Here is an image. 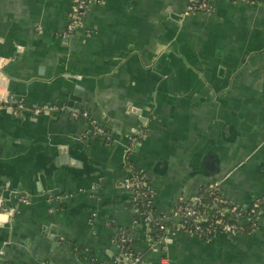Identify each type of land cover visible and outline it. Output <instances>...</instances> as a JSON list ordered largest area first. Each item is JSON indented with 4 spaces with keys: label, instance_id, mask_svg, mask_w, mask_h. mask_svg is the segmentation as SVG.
<instances>
[{
    "label": "crops",
    "instance_id": "0c3cea01",
    "mask_svg": "<svg viewBox=\"0 0 264 264\" xmlns=\"http://www.w3.org/2000/svg\"><path fill=\"white\" fill-rule=\"evenodd\" d=\"M85 1L63 38L68 0H0V264H118L120 229L143 264H264V207L248 234L150 246L119 185L143 171L160 215L209 185L264 196V4ZM74 89L81 110L33 114Z\"/></svg>",
    "mask_w": 264,
    "mask_h": 264
},
{
    "label": "built area",
    "instance_id": "2783aa9c",
    "mask_svg": "<svg viewBox=\"0 0 264 264\" xmlns=\"http://www.w3.org/2000/svg\"><path fill=\"white\" fill-rule=\"evenodd\" d=\"M70 3V9L68 12V23L62 32V37H68L77 27L81 25V16L84 9L87 7L85 0H68ZM233 2H244L249 4H264V0H231ZM211 0H187L185 14L191 13H209L212 10L210 4ZM19 108H22L20 105ZM51 111L49 107L34 108L32 110L34 115L41 114L42 112L48 113ZM83 118L89 119V115L86 112L80 114ZM91 137H103L106 138V132L103 128L94 126V129L90 132ZM142 132L139 135L130 139L129 145L126 150V159L130 155L131 151L139 143ZM128 175L125 176L119 183L120 187L126 192L128 201L135 203L138 198L142 199V202H146L144 207L146 209H139L132 205L131 211L134 214H138L142 217V223L145 224L150 230H153L156 234L157 231H167L164 223L171 222L175 225L174 233L187 232L195 235L199 238H206L209 240L217 234L229 233V234H243L241 226L247 220L252 222L253 226L256 225L254 221H258V216L261 209L264 207V196L255 198L248 206L240 207L230 204L227 200L219 197L218 189L215 186H206L207 197L209 201L204 202L202 196L197 194L193 199L188 201H179L176 203L169 215H164L160 220L152 212L151 204H153L154 191L147 181V175L139 170V174H134L131 167L127 168ZM56 200L61 198L56 197ZM21 202L27 204L28 200L22 198ZM225 203L228 205L226 210H222L218 205ZM216 207L215 211L208 214V210ZM148 207V208H147ZM150 207V208H149ZM218 208V209H217ZM232 213L235 222H229L225 215L226 213ZM241 212L244 216L241 217ZM256 228V227H254ZM253 228V229H254ZM252 229V230H253ZM118 234V233H117ZM168 237H161L159 239L150 238V246H160L166 242ZM129 241V235H121L117 247L118 255L116 261L118 264H138L140 262V254H131L124 252L123 244Z\"/></svg>",
    "mask_w": 264,
    "mask_h": 264
},
{
    "label": "trees",
    "instance_id": "16d2710c",
    "mask_svg": "<svg viewBox=\"0 0 264 264\" xmlns=\"http://www.w3.org/2000/svg\"><path fill=\"white\" fill-rule=\"evenodd\" d=\"M128 159H129V156H128V158H127V161H128ZM128 167H131V166H128ZM131 168H132L134 174H135V173H136V174H139V169H136V168H134V167H131ZM146 180L149 181L148 176H147V179H146ZM197 194H199L200 196H202L204 202H207V201L210 200V198L207 197V192H206V188H205V187L201 188ZM219 197L222 198V199H224V200H226V199L223 198L220 194H219ZM133 204L135 205V207H138L139 209H144V208L146 209V207H144V204H146V202H144V201L142 202V199H141V198H138V199L135 201V203H133V202H131V201H130V202L127 201V205H128V207H129V209H132L131 207H132ZM218 206H219L222 210H226V208H228V205H226L225 203H220ZM212 207H213V208H212L211 210H208V211H207L208 214H210V213H212V212L215 211L216 207H214V206H212ZM147 208H148V207H147ZM149 208H150V207H149ZM150 209L152 210V212H153V214H154V216H155V219L157 218L158 220H160L162 217H164V215H160V214H158V213L156 212V210H155V208H154V204H151V208H150ZM217 209H218V208H217ZM242 216H244V213H243V212H241V217H242ZM225 218H226L229 222H235V221H236V220L233 218L232 213H230L229 211H228V213H226ZM133 219H134V222H140V223H142V217H141L140 215H138V214H134V215H133ZM254 222L256 223L255 226H253V223H252V222H247V220L244 222V224L241 226V228L243 229V234H248V233H250V232L252 231V229H253L254 227L257 226L258 221L256 220V221H254ZM164 226L167 228V231H166V232H163V230H159V231H157V234L151 232L150 234H148L149 237L152 238V239H159V238H161V237H163V236L168 237V238H169L170 236H172V235L174 234V228H175V225H174L173 223H171V222H167V223H164ZM121 235H129V241H126V242L123 244L124 252H128V253H131V254H138L137 252H135V251L132 249V246H131V233H130L127 229H126V230L120 229V231H119L118 234H117V243H118V240H119V238H120ZM201 239L206 240V238H205V239H204V238H201ZM140 256H141V255H140ZM138 264H143V260H142V258L140 259V262H139Z\"/></svg>",
    "mask_w": 264,
    "mask_h": 264
},
{
    "label": "water",
    "instance_id": "95a60500",
    "mask_svg": "<svg viewBox=\"0 0 264 264\" xmlns=\"http://www.w3.org/2000/svg\"><path fill=\"white\" fill-rule=\"evenodd\" d=\"M80 92L76 89L73 92L65 93L63 96L65 100H57L55 102V109L51 110V113L57 114L64 111L66 114H70L74 111L81 110V103H80ZM9 113L12 114V109L7 110ZM206 159H208L206 157Z\"/></svg>",
    "mask_w": 264,
    "mask_h": 264
}]
</instances>
